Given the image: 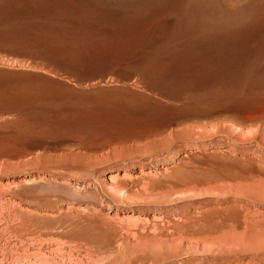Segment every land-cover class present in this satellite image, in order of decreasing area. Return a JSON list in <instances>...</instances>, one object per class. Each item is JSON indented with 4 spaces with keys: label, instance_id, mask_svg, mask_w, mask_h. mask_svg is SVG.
I'll return each instance as SVG.
<instances>
[{
    "label": "rangeland",
    "instance_id": "obj_1",
    "mask_svg": "<svg viewBox=\"0 0 264 264\" xmlns=\"http://www.w3.org/2000/svg\"><path fill=\"white\" fill-rule=\"evenodd\" d=\"M0 1L12 18L58 22L70 36L102 31L113 43L97 62L0 45V264H264V55L248 40L264 9L234 28L252 0L52 1L139 12L120 27L124 14L60 17L47 0ZM224 23L222 38L194 48L240 32L241 63L198 74L178 61L194 32ZM21 81L58 95L19 102L8 92ZM103 91L122 101L103 102ZM112 177L131 199L107 187Z\"/></svg>",
    "mask_w": 264,
    "mask_h": 264
},
{
    "label": "water",
    "instance_id": "obj_2",
    "mask_svg": "<svg viewBox=\"0 0 264 264\" xmlns=\"http://www.w3.org/2000/svg\"><path fill=\"white\" fill-rule=\"evenodd\" d=\"M52 1L53 0H47L43 7L47 8L48 12L51 11L60 17L70 15L86 16L88 14H84V12L102 10L112 14H124L128 17L139 14V12L134 13V11L128 8L116 6L103 7L100 5H90L86 7L89 9L87 10L85 7H76L75 5H57ZM258 1L259 0H252L245 4L247 8L246 12H240L233 18L232 25L234 28L251 25L253 22L251 15L257 14L264 9V4L257 6L256 3ZM6 7H8L7 4L0 1V45L8 50L16 52L17 55L33 58L42 52H59L54 49L56 45L64 46V49L68 51V49L75 48L78 50H84L89 47L95 48L98 45H103L105 42V36L102 31H98L94 36H89L87 32H82L80 36H70L65 25L48 20H18V18H12L16 17V15H12L14 13L7 11ZM241 16H244L243 20H239ZM224 25L225 23L211 32H194L189 40L184 41V51H181V56L179 55L178 61L194 66L192 71L198 74H206L208 72L214 74L224 69H231L233 66H237L239 62L241 63L243 58V42L240 39L227 42L221 39L220 41H209L208 44L206 43V45L200 46L201 48L199 49L194 48V45L197 47L199 46L198 41L200 39L210 40L222 36L225 29ZM157 33H159V31H156V33L154 32L153 37L157 35ZM205 69L208 71H205Z\"/></svg>",
    "mask_w": 264,
    "mask_h": 264
},
{
    "label": "bare ground",
    "instance_id": "obj_3",
    "mask_svg": "<svg viewBox=\"0 0 264 264\" xmlns=\"http://www.w3.org/2000/svg\"><path fill=\"white\" fill-rule=\"evenodd\" d=\"M235 1H237V2H241V1H243V0H235ZM234 2V1H233ZM260 15V14H259ZM260 18L261 17H263L264 18V16H259ZM134 18H136V15L135 16H131V17H128V16H126L125 18H124V20H123V22H121L120 24H119V26L120 27H126V26H128L132 21H133V19ZM256 22V21H255ZM261 24H262V22H260ZM260 24V25H261ZM255 25V24H254ZM256 26V25H255ZM229 27H231V26H229ZM251 28V27H250ZM227 36V35H226ZM225 36V37H226ZM240 36V32H235V33H233V34H231V36H229L228 38L230 39H237L238 37ZM221 37V36H220ZM222 38V37H221ZM227 38V37H226ZM130 39V38H129ZM128 39V40H129ZM228 40V39H227ZM248 40L249 41H251L252 43H255V44H253L252 46H254V48H256V50L255 51H257L256 52V54H257V56H258V58H256V59H259V57H261V56H263L264 55V27L263 28H261V29H257V28H254V29H252L251 31H250V33L248 34ZM247 41V40H246ZM106 42V41H105ZM246 43V42H245ZM252 43H249V44H252ZM243 44H244V42H243ZM112 45H113V43H111V44H108V45H98V46H96L95 48H87V49H84V50H78L77 48H75V49H68V51H66V49H64L65 47L64 46H61V45H56V46H54V49H55V51H59V52H68V53H71L73 56H75L78 60H81L82 62H97V61H100V60H103V59H105V58H108V56H109V52H110V48L112 47ZM249 50V49H248ZM251 50V49H250ZM249 50V51H250ZM255 51H253L252 52V50H251V53H254ZM251 53H249V54H251ZM255 54V53H254ZM253 55V54H252ZM250 55L248 56V59H250V62H252L251 60H252V57H250ZM256 56L254 55L253 56V59L255 58ZM255 59V60H256ZM262 59L264 60V58L262 57ZM260 60H261V58H260ZM249 61V60H248ZM255 62V61H254ZM256 62H257V60H256ZM259 62V61H258ZM262 62V61H261ZM260 63V62H259ZM158 65H160V64H158ZM158 65H157V71H159V69H160V67L158 68ZM250 65L252 66V64L250 63ZM257 64H255V66H256ZM156 67V66H155ZM154 67V68H155ZM252 67H254V66H252ZM162 68V67H161ZM156 69H152V70H154V72H156ZM251 69V68H250ZM159 72H161V70L159 71ZM158 73V72H157ZM155 74V73H154ZM38 85H40V84H38ZM37 84H28V83H25L24 84V81H21V82H19L18 83V88L16 89V90H14L13 92H11V91H9L8 92V94L9 95H11V97L12 98H14L15 100H18L19 102H22V103H32V102H35V101H40V100H45V101H51V99L49 98L48 99V97H46L45 95H50V96H55V95H58V93L56 92V91H58V90H56L55 88H53L52 86H38ZM38 86V89L36 88ZM52 87V88H51ZM8 89V88H7ZM99 93H101L103 96H101V98H105V100L103 101V102H105V103H107V102H112V103H120V102H117V101H122V98L120 97V96H118V95H116V94H110L111 92H107V91H103V92H99ZM106 93H109V94H106ZM43 94H45V95H43ZM59 94H61V92H59ZM101 94H97V96H95V97H93L92 99L94 100V101H96V100H99L100 99V101H102L101 100V98H99L100 96L99 95H101ZM212 98V97H211ZM208 102H210V101H208ZM213 102L214 101H212L211 103L213 104ZM210 103V104H211ZM122 104H124V103H122ZM264 125V122L262 123V126ZM260 127V126H259ZM258 127V128H259ZM181 129V128H180ZM244 129H246V130H248V128H244ZM252 131V130H251ZM255 130H253L251 133L252 134H255V132H254ZM247 132H250V130L249 131H247ZM246 134V133H245ZM252 134H251V136H252ZM257 134V133H256ZM256 134H255V136H256ZM250 135V134H249ZM264 136V135H263ZM263 138V137H262ZM264 139V138H263ZM143 172V171H142ZM33 173V172H32ZM150 173V172H149ZM129 175V174H128ZM35 176V175H34ZM107 176V175H106ZM113 176V175H112ZM36 177V176H35ZM118 178V176H115V174H114V178ZM129 177H131V176H129ZM25 178V177H24ZM28 178V177H27ZM113 177H112V180L110 181V183H106V185H107V187H110L111 189H113V193H114V191L115 192H118V194L119 193H122L123 194V196H121V197H123L124 199H126V200H129V199H131V197H132V195L130 194V191L129 192H126L125 190V192L126 193H124V192H122V189L118 186V185H116L117 184V182L115 181V179H114ZM116 178V179H117ZM20 179V178H19ZM32 179V178H31ZM43 179H45V177H43ZM127 179H129V178H127ZM75 180V179H74ZM120 180V179H119ZM23 181V180H22ZM34 181H35V183H36V180L34 179ZM40 181H42L41 179H40ZM40 181H38V182H40ZM64 181V180H63ZM69 181H71V179L69 180ZM104 181V180H103ZM112 181H114L116 184H114V182H112ZM132 181V183H133V180H131ZM14 182H15V179H14ZM21 182V181H20ZM24 182V181H23ZM27 182V181H26ZM28 182H30V180L28 181ZM33 182V180L31 181V184H33L32 183ZM66 182H67V180H66ZM72 182V181H71ZM70 182V183H71ZM135 182V181H134ZM22 183V182H21ZM77 184V183H76ZM76 184H75V186H76ZM134 184V183H133ZM64 185V184H63ZM71 185H72V183H71ZM71 185H69L70 186V188H71ZM81 185V184H80ZM9 186V185H8ZM74 186V187H75ZM79 186V185H78ZM82 186V185H81ZM68 187V186H67ZM73 187V186H72ZM76 188V187H75ZM85 188V187H84ZM102 189H103V187H102ZM129 190V189H128ZM111 191V190H110ZM148 191V190H147ZM146 191V192H147ZM184 191V190H183ZM112 193V192H111ZM148 193V192H147ZM116 194V193H115ZM117 195V194H116ZM120 195V194H119ZM181 195V194H180ZM184 196V195H183ZM177 197V196H176ZM123 198H121L122 200H123ZM117 199V198H116ZM121 201V200H120ZM131 201V200H130ZM134 202V201H133ZM131 204V203H130ZM123 205V204H122ZM113 206V205H112ZM64 208V207H63ZM110 208V207H109ZM70 209V208H69ZM110 209H112V208H110ZM109 209V210H110ZM115 209V208H114ZM118 209H120V208H118ZM117 209V210H118ZM121 210V209H120ZM120 210H119V212H120ZM135 211V210H134ZM109 212V211H108ZM117 212V211H116ZM124 212V211H123ZM105 214V213H104ZM108 214V213H107ZM111 213L109 212V215H110ZM113 214H114V212H113ZM93 215V214H92ZM100 215H102V214H99L98 216H100ZM106 215V214H105ZM117 215V214H116ZM119 215V214H118ZM121 215V214H120ZM124 215V214H123ZM95 217H96V215H94ZM103 216V215H102ZM108 216V215H107ZM111 216V215H110ZM109 216V217H110ZM115 216V215H114ZM54 217V216H53ZM109 217H105V218H103V219H107V221L109 220L108 218ZM117 217V216H116ZM119 217V216H118ZM100 218V217H99ZM112 218V217H111ZM110 218V219H111ZM114 219H115V217H114ZM121 219V218H120ZM144 219V218H143ZM116 220H117V218H116ZM147 220H148V218H147ZM106 221V220H105ZM112 221H114V220H112ZM115 222V221H114ZM117 222V221H116ZM115 222V223H116ZM138 222H141V221H138ZM148 222H150V221H148ZM110 223H112L111 221H110ZM118 223V222H117ZM106 224V223H105ZM145 224V223H144ZM143 224V225H144ZM150 224V223H149ZM148 224V225H149ZM104 225V224H103ZM112 225V224H111ZM129 225H133V224H129ZM129 225H127L128 226V230L129 229H132L134 226H132V227H130L129 228ZM137 226L138 225H140L139 223L138 224H136ZM170 225V224H169ZM116 226V225H115ZM114 226V227H115ZM118 226V225H117ZM108 226H106V228H107ZM119 227V226H118ZM121 227H122V225H121ZM140 227V226H139ZM139 227H137V228H139ZM135 229H137L136 228V226L134 227ZM146 228H147V226H146ZM108 229V228H107ZM111 229H113L112 227H111ZM125 228H123V230H124ZM140 229V228H139ZM45 230V229H44ZM121 230V229H120ZM120 230H119V232H120ZM126 230V229H125ZM128 230H126L127 232H128ZM147 230V229H146ZM13 231V230H12ZM112 231V230H111ZM145 230H143V232H144ZM40 232V231H39ZM121 232H123V231H121ZM154 232V231H153ZM156 232V231H155ZM41 233V232H40ZM115 233L116 234H118V232H116L115 231ZM126 232L124 231V234H125ZM131 233V232H130ZM130 233L128 234V235H130ZM115 234V236H117ZM123 234V233H122ZM135 235V234H134ZM137 235V234H136ZM38 236H39V234H38ZM123 236V235H122ZM133 236V235H132ZM34 237H36V235L34 236ZM123 237H125V236H123ZM43 238V237H42ZM122 238V237H121ZM120 238V239H121ZM54 239V238H53ZM124 239V238H123ZM135 239V238H134ZM41 240V239H40ZM39 240V244H40V242H42V240L40 241ZM56 242V241H55ZM120 242V241H119ZM22 243V242H21ZM25 243V242H24ZM35 244H36V242H34ZM50 243V242H49ZM75 243V242H74ZM118 243V242H117ZM60 244V243H59ZM88 244V243H87ZM121 244V243H120ZM119 244V245H120ZM123 244V243H122ZM24 245V244H23ZM30 245V244H29ZM34 245V244H33ZM65 245V244H64ZM70 245H74V244H70ZM60 247V246H59ZM127 251V250H126ZM58 252V251H57ZM88 257V256H87ZM23 259V258H22ZM77 259V258H76ZM17 260V259H16ZM29 261V260H28ZM28 261H27V264H28ZM95 261V260H94ZM22 262V261H21ZM34 262H29V264H33ZM39 263L41 264V262L39 261ZM39 263H37V264H39ZM43 263V262H42ZM35 264H36V262H35Z\"/></svg>",
    "mask_w": 264,
    "mask_h": 264
}]
</instances>
